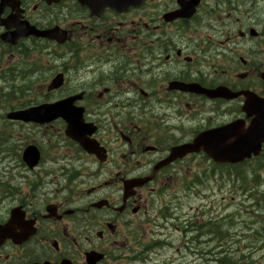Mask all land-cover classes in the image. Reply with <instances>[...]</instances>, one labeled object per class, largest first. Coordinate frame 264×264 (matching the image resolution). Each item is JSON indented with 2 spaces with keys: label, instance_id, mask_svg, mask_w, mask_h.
<instances>
[{
  "label": "flooded vegetation",
  "instance_id": "obj_1",
  "mask_svg": "<svg viewBox=\"0 0 264 264\" xmlns=\"http://www.w3.org/2000/svg\"><path fill=\"white\" fill-rule=\"evenodd\" d=\"M134 3L0 0V118L11 111L3 114L4 84L16 96L40 92L47 104L76 97L78 128L92 132L99 151L97 158L67 140L64 119L9 124L42 129L71 149L60 146L53 168L34 174L38 183L23 196L14 193L20 215L0 237V264H131L147 244L189 242L177 192L179 183L189 188L203 157L156 166L201 132L235 120L245 129L246 98H264V0ZM57 75L62 84L52 89ZM218 87L243 94L205 96ZM130 181L149 182L126 189ZM167 186L177 198L169 221L154 203ZM10 212L0 208V228Z\"/></svg>",
  "mask_w": 264,
  "mask_h": 264
},
{
  "label": "rangeland",
  "instance_id": "obj_2",
  "mask_svg": "<svg viewBox=\"0 0 264 264\" xmlns=\"http://www.w3.org/2000/svg\"><path fill=\"white\" fill-rule=\"evenodd\" d=\"M22 100V104L27 101L40 103L45 98L39 92L38 96ZM30 134L45 153L57 150L53 143H48L42 131ZM41 167L46 168V164ZM207 168L213 170L212 167ZM16 173L14 170L13 174ZM195 181L194 177L189 188L179 183L177 192L181 197L178 206L184 207V211L189 210L193 242L186 243L179 236H172V247H164L145 264H264V200L261 197L264 167L253 162L240 169L237 176H229L223 169L221 175L216 172L200 182ZM159 202L163 208L171 209V201L166 194ZM209 221L215 222L222 231L219 243L218 238L203 234L206 229L202 224Z\"/></svg>",
  "mask_w": 264,
  "mask_h": 264
},
{
  "label": "water",
  "instance_id": "obj_3",
  "mask_svg": "<svg viewBox=\"0 0 264 264\" xmlns=\"http://www.w3.org/2000/svg\"><path fill=\"white\" fill-rule=\"evenodd\" d=\"M36 34L46 37V32H37ZM211 97L232 98L233 95L230 93L228 94V91L218 90L213 92ZM69 109V104L66 102H60L51 106L44 104L23 112L10 114L8 118L43 124L56 117H63L75 122L76 118L71 117L68 112ZM243 111L247 116H254L249 128L243 133L234 137V133L237 129L236 124L226 126L213 132L203 133L194 140L193 144L186 146L187 148L174 150L173 155L181 156L186 152H199L202 150L213 161L230 164L242 162L244 159L250 158L252 154L257 156L260 152L261 143H264V104H259L257 108L252 110L251 107H245ZM71 129V125H69V131L66 132V135L76 142H79L77 135L72 132ZM36 156L37 154L33 152V148H30L25 153V158L30 166L36 161ZM32 160H34V162H32Z\"/></svg>",
  "mask_w": 264,
  "mask_h": 264
},
{
  "label": "trees",
  "instance_id": "obj_4",
  "mask_svg": "<svg viewBox=\"0 0 264 264\" xmlns=\"http://www.w3.org/2000/svg\"><path fill=\"white\" fill-rule=\"evenodd\" d=\"M261 197H262V199L264 200V194H263Z\"/></svg>",
  "mask_w": 264,
  "mask_h": 264
},
{
  "label": "bare ground",
  "instance_id": "obj_5",
  "mask_svg": "<svg viewBox=\"0 0 264 264\" xmlns=\"http://www.w3.org/2000/svg\"><path fill=\"white\" fill-rule=\"evenodd\" d=\"M217 240V242L219 243L220 241H219V239H216ZM220 246V245H219Z\"/></svg>",
  "mask_w": 264,
  "mask_h": 264
}]
</instances>
